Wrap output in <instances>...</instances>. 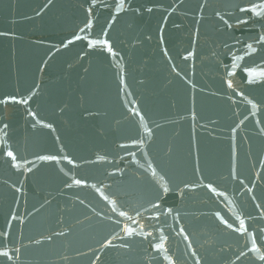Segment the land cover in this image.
<instances>
[{"label":"water","instance_id":"water-1","mask_svg":"<svg viewBox=\"0 0 264 264\" xmlns=\"http://www.w3.org/2000/svg\"><path fill=\"white\" fill-rule=\"evenodd\" d=\"M0 252L264 264V0H0Z\"/></svg>","mask_w":264,"mask_h":264},{"label":"snow or ice","instance_id":"snow-or-ice-1","mask_svg":"<svg viewBox=\"0 0 264 264\" xmlns=\"http://www.w3.org/2000/svg\"><path fill=\"white\" fill-rule=\"evenodd\" d=\"M253 11H255V10L253 9ZM257 14H259V13H257ZM81 31H83V29ZM8 156L13 157V153L12 152H9L8 153ZM40 159H42V160H49V159H55V158L54 157H40ZM74 183L77 184V185H79L82 182L80 180H75ZM120 215L123 216V215H125V213L122 212V213H120ZM241 228H243V222H241ZM0 255L8 256V253L7 252H0ZM261 259H264V256H262Z\"/></svg>","mask_w":264,"mask_h":264}]
</instances>
